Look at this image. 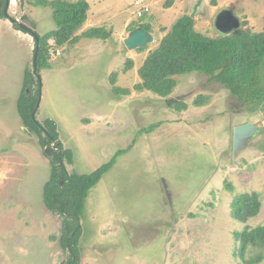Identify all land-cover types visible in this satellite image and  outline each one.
I'll use <instances>...</instances> for the list:
<instances>
[{
	"label": "rangeland",
	"instance_id": "374dc122",
	"mask_svg": "<svg viewBox=\"0 0 264 264\" xmlns=\"http://www.w3.org/2000/svg\"><path fill=\"white\" fill-rule=\"evenodd\" d=\"M37 1L12 0L0 19V264L69 261L61 217L44 202L57 142L62 148L55 152L71 151L72 164L60 162L68 177L90 175L116 158L86 198L77 264L241 263L234 233L264 226V132L233 157L232 128L250 122L262 129L264 104L251 111L246 100L201 73L174 76L177 86L167 98L134 89L149 52L197 0H85L87 20L75 36L102 28L109 38L50 49L37 72L40 83L25 79L33 74L35 39L9 21L39 36L54 31L52 10L33 6ZM139 6L144 19L137 16ZM223 10L249 36L264 33V0L205 1L195 31L217 38L214 21ZM145 24L154 42L143 52L128 51L123 40ZM129 59L132 69L125 72ZM261 83L256 90L264 95V78ZM24 87L27 97L37 98L35 106L40 97L35 121L56 124L58 139L51 145H42L46 134L28 130L18 114ZM246 92L252 97V89ZM200 97L206 104L195 106ZM178 103L185 109H176ZM151 126L155 130L147 133ZM253 193L257 215L233 220L234 197ZM262 254L258 264H264Z\"/></svg>",
	"mask_w": 264,
	"mask_h": 264
},
{
	"label": "trees",
	"instance_id": "16d2710c",
	"mask_svg": "<svg viewBox=\"0 0 264 264\" xmlns=\"http://www.w3.org/2000/svg\"><path fill=\"white\" fill-rule=\"evenodd\" d=\"M4 6L5 0H0V19L7 18L3 15ZM33 6L50 8L56 24V29L45 36L20 30L18 26L13 25L16 30L38 38L37 70L44 67L50 49H60L67 43L74 45L81 39L104 41L110 36V33L105 32L102 28H91L80 36H75V33L87 20L89 5L85 0L77 2L38 0L33 3ZM145 14L144 12L140 18H143ZM194 24L189 16H182L175 22L159 46L149 52L142 67L138 70L137 74L141 82L135 85V91H147L159 98H167L177 86L174 76L201 73L210 77L212 82L223 86L233 97H239L241 102L246 100L245 104L251 107V111L260 108L264 104V99H262L264 95L256 88L262 84L261 79L264 78V33H254L249 36L239 28L228 35H220L216 32L217 38H207L195 31ZM137 26L151 32V27L147 24ZM137 26L132 27L130 31L136 29ZM50 40L53 41L52 47L49 45ZM145 49L143 47L137 50L143 52ZM127 62L125 72L132 69V61L129 59ZM28 78L31 80L33 74H26L25 79ZM242 89L245 90L242 91ZM251 89L253 90L252 97H246L248 96L246 91ZM115 92L128 93L119 89H116ZM25 93L24 87L18 102V114L24 126L30 127L28 130L35 131L40 136L46 134L43 138L41 137V140H44L42 145H51L52 140L58 139L56 124L48 119L41 127L35 121V117L31 116L37 98L27 97ZM256 96L260 99H255ZM179 104L175 106L176 109H185V106L180 107ZM205 104V97H200L194 102L195 106ZM260 109L263 110V107ZM155 128L151 126L145 131L152 133ZM59 148H62V145L57 142L55 149L50 150L52 172L50 181L44 188V202L49 211L61 217L62 236L60 241L66 250L70 245L72 252V255L69 253L67 264H77V244L82 232L80 221L84 216L86 198L89 190L95 187L103 174L115 164L116 158L90 175L72 174L68 177L60 162L66 159L69 164H72L71 151H54ZM124 153L125 151H120L117 157ZM59 182L65 184L63 183L61 187ZM259 206L256 193L235 196L231 203V217L233 220L245 222L249 217L257 215ZM234 239L237 243L234 256L241 261L239 264H258L262 261L264 226L251 230L245 228L240 233H234ZM253 252L257 253L252 255Z\"/></svg>",
	"mask_w": 264,
	"mask_h": 264
},
{
	"label": "water",
	"instance_id": "95a60500",
	"mask_svg": "<svg viewBox=\"0 0 264 264\" xmlns=\"http://www.w3.org/2000/svg\"><path fill=\"white\" fill-rule=\"evenodd\" d=\"M12 0H5L4 6V14L6 15L7 9L9 7V3ZM208 0H197L191 8V14L189 17L194 20L198 11L201 9L203 3ZM13 25L19 27L20 30L30 31L27 27L23 26L17 21L9 20ZM240 23L236 19V17L230 12L223 10L221 11L216 17L214 21V29L220 35H228L231 32L239 29ZM36 41V47L34 52V59H33V76L38 80L40 83V77L38 75L37 70V37L34 38ZM154 42V38L151 33L143 30L142 28L138 27L129 32L127 37L123 40V44L128 51H135L139 48L146 47ZM40 97L38 98V102L35 106V109L32 113V118L34 117V112L38 107ZM264 129V127L262 128ZM260 134V128L257 127L254 123H245L240 124L232 128V155H235L243 151L249 146V143L253 141L258 135ZM46 154H48L47 150H45ZM67 250L70 251V245L67 246ZM71 253V252H70ZM72 254V253H71Z\"/></svg>",
	"mask_w": 264,
	"mask_h": 264
},
{
	"label": "built area",
	"instance_id": "2783aa9c",
	"mask_svg": "<svg viewBox=\"0 0 264 264\" xmlns=\"http://www.w3.org/2000/svg\"><path fill=\"white\" fill-rule=\"evenodd\" d=\"M142 8H144V7H138V10L136 11L137 12V16H141L142 14H141V12H140V10L142 9ZM143 12H145V11H142V13Z\"/></svg>",
	"mask_w": 264,
	"mask_h": 264
},
{
	"label": "flooded vegetation",
	"instance_id": "af4514ba",
	"mask_svg": "<svg viewBox=\"0 0 264 264\" xmlns=\"http://www.w3.org/2000/svg\"><path fill=\"white\" fill-rule=\"evenodd\" d=\"M243 124H245V123H243ZM262 131H263V129L260 130V133H261Z\"/></svg>",
	"mask_w": 264,
	"mask_h": 264
},
{
	"label": "clouds",
	"instance_id": "9594fccd",
	"mask_svg": "<svg viewBox=\"0 0 264 264\" xmlns=\"http://www.w3.org/2000/svg\"><path fill=\"white\" fill-rule=\"evenodd\" d=\"M260 130H261V128H260Z\"/></svg>",
	"mask_w": 264,
	"mask_h": 264
},
{
	"label": "crops",
	"instance_id": "0c3cea01",
	"mask_svg": "<svg viewBox=\"0 0 264 264\" xmlns=\"http://www.w3.org/2000/svg\"><path fill=\"white\" fill-rule=\"evenodd\" d=\"M138 75V74H137Z\"/></svg>",
	"mask_w": 264,
	"mask_h": 264
}]
</instances>
